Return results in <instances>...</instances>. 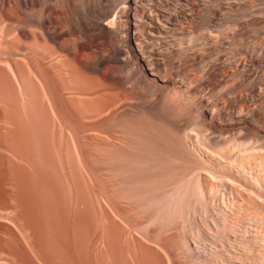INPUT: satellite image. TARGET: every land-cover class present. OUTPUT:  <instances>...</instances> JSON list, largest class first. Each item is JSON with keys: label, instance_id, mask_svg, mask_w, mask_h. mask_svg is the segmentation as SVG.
<instances>
[{"label": "bare ground", "instance_id": "1", "mask_svg": "<svg viewBox=\"0 0 264 264\" xmlns=\"http://www.w3.org/2000/svg\"><path fill=\"white\" fill-rule=\"evenodd\" d=\"M163 2L0 0V264H264V43Z\"/></svg>", "mask_w": 264, "mask_h": 264}, {"label": "rangeland", "instance_id": "2", "mask_svg": "<svg viewBox=\"0 0 264 264\" xmlns=\"http://www.w3.org/2000/svg\"><path fill=\"white\" fill-rule=\"evenodd\" d=\"M186 1H190V0H164L163 3L166 4L167 8L170 7L169 9H166V12L167 13H173L174 11L171 8H173L175 5L185 3ZM205 1H221V0H205ZM222 1L234 3V4L238 5V7H240V8H241V6H243L240 9V14L243 16V18L245 20L244 29H243L244 30V36L248 38V37L252 36L255 32H258V34L260 36L258 38L259 44H260V46H263V43H264V37H263L264 36L263 35L264 34V0H222ZM233 11H236V8H234ZM251 15H254L255 18H257V23H253V21L251 20V18H252ZM256 15H258V16H256ZM221 20L222 19H215L214 20L217 25L213 27V30H212L213 32L211 31L210 33L216 34V33H218L219 30H226L227 32L230 31L229 30L230 28L227 25V23L225 21H221ZM218 27H219V30H218ZM199 30L201 32H199V34H198V40H199V46L201 47L202 44L204 45V42H205V39L203 36L204 30L203 29H199ZM231 35H232V33H228V36H231ZM210 52H211V54H209ZM260 52H259L260 56L258 58L259 69H260L259 71H260L261 77L264 81V78H263L264 77V52H261V53ZM207 53L210 56L213 55L212 51H207ZM206 92H207V90L202 89L200 94L205 96ZM206 96L210 97L209 99H210V101H212L211 94H210V96H209V94H207ZM263 126H264V124H263ZM207 132H210L211 134H213V136H215L217 139L225 141V142H223V153H225V154H223V153L222 154L226 157H230V156L234 155V153L238 152L237 149H239V151H240L244 147V145L251 143V142L255 143V142H258L260 140L257 137L255 138V141L253 139H251L250 137L249 138L245 137L243 140L240 137H236L239 134L238 131H234L233 133L232 132H230V133L229 132H220L219 133V132L207 130ZM240 141L243 143H240ZM246 141H248V142H246ZM236 142L238 143V145H236ZM227 148L229 150H227ZM226 154H228V155H226ZM261 157H263V155ZM254 162H256V160H251V164L252 163L254 164V166H253V164L251 166L256 167L257 164H255ZM260 187H261V185H260ZM262 188L264 190V187H262Z\"/></svg>", "mask_w": 264, "mask_h": 264}]
</instances>
